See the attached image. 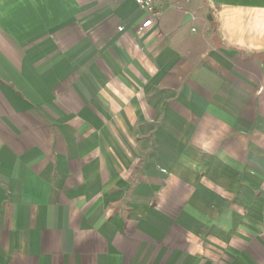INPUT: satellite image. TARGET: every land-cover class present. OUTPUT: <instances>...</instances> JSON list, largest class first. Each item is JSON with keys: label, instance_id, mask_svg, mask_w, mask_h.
Segmentation results:
<instances>
[{"label": "crops", "instance_id": "1", "mask_svg": "<svg viewBox=\"0 0 264 264\" xmlns=\"http://www.w3.org/2000/svg\"><path fill=\"white\" fill-rule=\"evenodd\" d=\"M143 15L0 0V264H264V0Z\"/></svg>", "mask_w": 264, "mask_h": 264}, {"label": "built area", "instance_id": "2", "mask_svg": "<svg viewBox=\"0 0 264 264\" xmlns=\"http://www.w3.org/2000/svg\"><path fill=\"white\" fill-rule=\"evenodd\" d=\"M139 9L143 12V18L135 25V33L140 36L152 27L160 18L164 9L171 6L174 0H133ZM124 25L117 27L119 31L123 30Z\"/></svg>", "mask_w": 264, "mask_h": 264}, {"label": "water", "instance_id": "3", "mask_svg": "<svg viewBox=\"0 0 264 264\" xmlns=\"http://www.w3.org/2000/svg\"><path fill=\"white\" fill-rule=\"evenodd\" d=\"M189 18H190V14L187 13V14L185 15V20H187V19H189Z\"/></svg>", "mask_w": 264, "mask_h": 264}]
</instances>
